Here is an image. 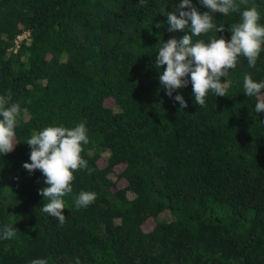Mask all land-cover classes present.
Listing matches in <instances>:
<instances>
[{"label": "trees", "instance_id": "trees-1", "mask_svg": "<svg viewBox=\"0 0 264 264\" xmlns=\"http://www.w3.org/2000/svg\"><path fill=\"white\" fill-rule=\"evenodd\" d=\"M179 2L0 0V95L20 105L16 144L0 154V234L6 224L17 229L0 239V264H264V112H255L264 89L246 96L243 88L246 74L264 81V47L255 68L240 55L221 77L225 96L209 90L197 105L190 77L168 96L159 80L166 65L155 61L162 43L190 34L191 21L168 30ZM252 6L264 25V0H247L214 15L223 32L193 43L230 39ZM80 122L91 172L73 173L61 224L40 210L47 200L38 190L48 185L39 169L23 168L26 141ZM81 191L96 199L77 208Z\"/></svg>", "mask_w": 264, "mask_h": 264}, {"label": "clouds", "instance_id": "clouds-1", "mask_svg": "<svg viewBox=\"0 0 264 264\" xmlns=\"http://www.w3.org/2000/svg\"><path fill=\"white\" fill-rule=\"evenodd\" d=\"M208 10L200 13L192 5L191 0H180L173 11L167 12L169 31L183 30L191 21L190 34L184 35L179 41L170 38L162 43L155 61L156 67L166 65L159 76L161 85L166 94L172 96L175 89L182 88L189 83L197 105L205 104V97L209 90L216 96H225V88L221 77H227L228 70L236 66L240 55L247 58L250 68H255L259 54L264 47V25L258 23L259 12L255 6L245 8L241 12V21L230 27L231 37L223 36L211 38L208 42L197 39L193 43L192 37H199L215 29L223 32L224 26L214 23V15L219 13L228 15L230 12L240 11V4H247V0H199ZM146 0H139V6H145ZM163 12V11H162ZM159 26V25H157ZM16 39V38H15ZM244 94L256 96L264 89V81L257 82L250 74L243 78ZM180 108L187 107V103L180 94L174 97ZM11 93L0 95V154L13 150L15 129L18 125L17 117L20 114V105L13 103ZM255 112H264V97L255 104ZM86 122H80L75 127L48 126L38 132H33L26 141L30 146V161L22 166L29 173L39 169L47 187L39 189V194L47 200L40 210L49 216L56 217L62 224L65 216L63 197L72 192L73 173L88 169L87 161L81 156L82 145L88 144ZM96 199V193L81 191L76 200L77 208L87 207ZM13 224L4 226L0 239H12L17 229ZM30 264H47L45 259H33ZM75 264H81L79 257Z\"/></svg>", "mask_w": 264, "mask_h": 264}, {"label": "rangeland", "instance_id": "rangeland-1", "mask_svg": "<svg viewBox=\"0 0 264 264\" xmlns=\"http://www.w3.org/2000/svg\"><path fill=\"white\" fill-rule=\"evenodd\" d=\"M19 41H20V40L15 41V44H14V46L12 47L11 51H15V50H16V48L18 47ZM158 218H159V219H166V218H169V216L165 215L164 213H161V214H159Z\"/></svg>", "mask_w": 264, "mask_h": 264}, {"label": "built area", "instance_id": "built-area-1", "mask_svg": "<svg viewBox=\"0 0 264 264\" xmlns=\"http://www.w3.org/2000/svg\"><path fill=\"white\" fill-rule=\"evenodd\" d=\"M27 34H28L27 31H24L22 34H18V35L16 36L15 41L21 40V39L24 38Z\"/></svg>", "mask_w": 264, "mask_h": 264}]
</instances>
